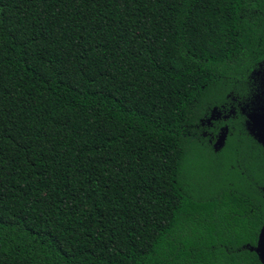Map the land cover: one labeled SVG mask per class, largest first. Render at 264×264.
Returning <instances> with one entry per match:
<instances>
[{
  "label": "trees",
  "instance_id": "1",
  "mask_svg": "<svg viewBox=\"0 0 264 264\" xmlns=\"http://www.w3.org/2000/svg\"><path fill=\"white\" fill-rule=\"evenodd\" d=\"M263 71L264 0H0V264H262Z\"/></svg>",
  "mask_w": 264,
  "mask_h": 264
},
{
  "label": "water",
  "instance_id": "2",
  "mask_svg": "<svg viewBox=\"0 0 264 264\" xmlns=\"http://www.w3.org/2000/svg\"><path fill=\"white\" fill-rule=\"evenodd\" d=\"M264 97V96H263ZM260 98L257 101L255 107L252 108L251 114L248 116L247 128L254 139L264 146V99ZM262 102V103H261ZM225 140V133L220 134L217 142L214 145V149L217 151L222 148ZM254 249L258 254L262 264H264V257L262 256L264 252V224L260 230L258 243Z\"/></svg>",
  "mask_w": 264,
  "mask_h": 264
},
{
  "label": "flooded vegetation",
  "instance_id": "3",
  "mask_svg": "<svg viewBox=\"0 0 264 264\" xmlns=\"http://www.w3.org/2000/svg\"><path fill=\"white\" fill-rule=\"evenodd\" d=\"M261 78V84H260V88H261V90H260V95H259V97L260 98H262L263 96H264V71H263V73H262V76L260 77ZM263 99H264V97H263ZM257 103V102H256ZM256 103H252V102H250L249 104H247L246 105V107H245V110H246V112H247V114H248V116L251 114V111H252V108L253 107H255V104ZM262 103V102H261ZM247 116V117H248ZM224 119V118H223ZM248 119V118H247ZM207 127H210V122H208L207 124ZM207 135V131H204L203 132V134H202V136L203 137H205ZM213 140L215 141V137L213 138ZM212 140H210V143H211V145H212V147H213V145H214V142H211ZM258 143V142H257ZM258 144H260V143H258ZM261 145V144H260ZM262 146V145H261ZM262 147H264V146H262ZM220 150V149H219ZM262 191H264V189L262 190ZM264 224V223H263ZM259 237V236H258ZM249 249H251V247H249ZM257 256H258V254H257ZM262 256L264 257V252H263V254H262Z\"/></svg>",
  "mask_w": 264,
  "mask_h": 264
}]
</instances>
